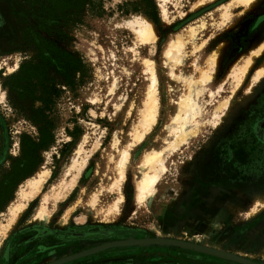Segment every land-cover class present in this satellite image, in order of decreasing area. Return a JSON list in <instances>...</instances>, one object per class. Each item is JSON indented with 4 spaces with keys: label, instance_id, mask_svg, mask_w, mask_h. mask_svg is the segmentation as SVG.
<instances>
[{
    "label": "rangeland",
    "instance_id": "obj_1",
    "mask_svg": "<svg viewBox=\"0 0 264 264\" xmlns=\"http://www.w3.org/2000/svg\"><path fill=\"white\" fill-rule=\"evenodd\" d=\"M199 1L90 0L78 14L60 17L42 35L82 63L70 84L54 80L51 96L42 100L40 90L26 98L9 92L10 75L34 56L22 42V29L31 20L25 0H0V229L21 185L41 169L50 171L9 231L0 230V264H47L105 242L145 237L193 241L264 264V206L257 203L264 198V51L254 55L239 84L232 74L264 41V0L233 6L230 18L220 13L231 0ZM136 17L152 21L154 43L139 42L126 25ZM179 35L183 62L173 70L203 90L194 94L200 107L194 133L171 149V119L189 92L186 81L171 76L164 56ZM214 53L213 68L209 58ZM145 57L153 60L158 75V118L131 147L119 185L120 153L131 141L149 83ZM204 69L211 78L201 85ZM85 136L81 156L89 157L77 183L71 189L59 187ZM24 141L40 146L29 156L32 165L13 173ZM164 146L166 169L157 190L138 202L136 181L144 155ZM54 185L58 192L51 189ZM46 192L48 215L35 218ZM121 195L119 209H112ZM61 264L240 263L195 248L147 242L109 247Z\"/></svg>",
    "mask_w": 264,
    "mask_h": 264
},
{
    "label": "bare ground",
    "instance_id": "obj_2",
    "mask_svg": "<svg viewBox=\"0 0 264 264\" xmlns=\"http://www.w3.org/2000/svg\"><path fill=\"white\" fill-rule=\"evenodd\" d=\"M165 3L167 0H162ZM253 0H231L227 4L221 7V16L222 17H231V9L235 5H248ZM204 2V0H200L198 3ZM162 3V2H161ZM162 6V12L165 17H167V9L164 4ZM126 25L129 26L137 35L139 42L145 43H154L156 40V27L152 23V21L148 19H139L132 18L126 21ZM196 26H191L190 34L195 35ZM183 46L184 41L183 38L179 35L176 38L170 40L165 50L164 56L166 58V63L171 65L170 74L174 79H183L189 84V92L181 97L179 101V111L175 113L174 117L171 119V134L173 135V139L168 143L167 147L173 149L179 145V143H183V141H187V138L190 134L194 133L191 129L194 127V116L197 112H199L200 107L198 102L196 101L194 94H199L203 87H198L195 84V81H192L189 78H185L182 74H177L173 68L176 63L183 62ZM197 50V49H196ZM264 51V41L252 49L251 54L248 58H246L244 64L240 66H234L232 70V74L238 76V84L242 81L243 75H245L250 67V65L254 62V55H259ZM218 54L214 53L213 56L209 58V61L214 68V65L217 61ZM142 63L144 64V72L147 73L149 83L146 89V93L143 99V105L139 110L140 117L135 125L134 129L131 131V141L125 147L122 148L121 157L117 166V178L115 183L119 185L125 178V167L130 157V149L132 146L140 142L144 136L153 128L154 124L158 118V110H159V95H158V75L154 66L153 60L145 57L143 58ZM257 76V75H256ZM211 75L208 73V70L202 71L201 76V85H204L208 80H210ZM113 85H116V80H114ZM171 88V87H170ZM202 93V92H201ZM199 101V100H198ZM225 103V102H224ZM200 104V103H199ZM226 104V103H225ZM177 106V105H176ZM226 106V105H225ZM119 109L120 106L118 105ZM199 115V114H197ZM216 117L220 116L218 113L214 115ZM199 125V124H198ZM170 132V131H169ZM86 141V136L79 143L78 147L74 152V156L71 159L70 164L65 168V174L62 178V182L60 186H66L68 189H71L78 181V178L85 167L89 155L81 156L82 151L84 149V143ZM115 145L118 144V140H115ZM98 147L96 144L95 148ZM166 146L160 150H152L147 152L144 155V158L141 162L142 171L141 176L136 181V199L138 202L147 201L152 195H154L157 187L161 181L162 173L166 169V165L163 160V152ZM166 147V148H167ZM179 147V146H178ZM166 150V149H165ZM120 156V155H119ZM139 167V166H138ZM50 174L49 169H41L36 172L35 175L30 176L20 187L17 193L16 201L10 205L7 210V214L9 218L6 224L1 225V229L3 233H7L10 227L14 224L16 219L20 216L22 210L27 205L28 201L37 196L46 182L48 176ZM66 180V181H65ZM55 185L52 186V190L55 189ZM51 190V191H52ZM59 188L55 191L58 192ZM57 194V193H56ZM121 195L112 205V209L118 210L119 204L122 201ZM49 195L48 193H44L43 201L40 204L39 208L35 213V218H43L48 215L45 210V205L48 202ZM95 200L93 201L94 204ZM257 203L264 206V198H258ZM203 236V235H202ZM204 237V236H203ZM162 238V237H161ZM195 238V237H194ZM185 241V240H183ZM206 246V245H205ZM210 247V246H208Z\"/></svg>",
    "mask_w": 264,
    "mask_h": 264
},
{
    "label": "trees",
    "instance_id": "obj_3",
    "mask_svg": "<svg viewBox=\"0 0 264 264\" xmlns=\"http://www.w3.org/2000/svg\"><path fill=\"white\" fill-rule=\"evenodd\" d=\"M90 0H25L31 23L22 29V42L25 48H32L34 56L24 60L19 70L8 78L9 92L26 98L40 90L42 100L52 94V82L59 79L70 84L72 74L82 63L70 51L44 37L42 31H52L58 19L68 14H78ZM52 85V86H51ZM56 91V88L55 90ZM40 143L24 141L23 157L13 165V173L25 171L32 165L30 154ZM27 173H23L25 175Z\"/></svg>",
    "mask_w": 264,
    "mask_h": 264
},
{
    "label": "water",
    "instance_id": "obj_4",
    "mask_svg": "<svg viewBox=\"0 0 264 264\" xmlns=\"http://www.w3.org/2000/svg\"><path fill=\"white\" fill-rule=\"evenodd\" d=\"M262 126L264 127V121L262 122ZM147 242H153L157 244H173V245H179L182 247L195 248L197 250H201L202 252L213 254V255L228 259V260L238 262L240 264H261L251 259H248L246 257L240 256L234 253H228L224 250H220L214 247H208L203 244L183 241L179 239L161 238V237L128 238V239H123V240L109 241V242L100 244L98 246L92 247L90 249L81 250L79 252L70 254L68 256L61 257L47 264H61L63 262H67L69 260L84 256L87 254H91V253H94V252H97V251H100V250H103L109 247H113V246H122V245H129V244H144Z\"/></svg>",
    "mask_w": 264,
    "mask_h": 264
},
{
    "label": "flooded vegetation",
    "instance_id": "obj_5",
    "mask_svg": "<svg viewBox=\"0 0 264 264\" xmlns=\"http://www.w3.org/2000/svg\"><path fill=\"white\" fill-rule=\"evenodd\" d=\"M264 121V119H262L261 120V122H260V126H261V129H262V131L264 132V127L262 126V122ZM186 241V240H185ZM189 242H193V241H189ZM194 243H196V242H194ZM200 244V243H199ZM207 246V245H206ZM87 249H90V248H87ZM85 250V249H84ZM254 261V260H253Z\"/></svg>",
    "mask_w": 264,
    "mask_h": 264
}]
</instances>
